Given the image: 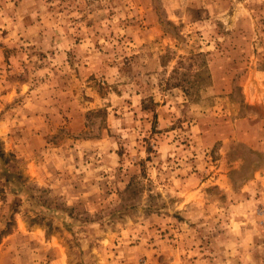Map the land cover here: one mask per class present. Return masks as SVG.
Segmentation results:
<instances>
[{
  "label": "rangeland",
  "instance_id": "374dc122",
  "mask_svg": "<svg viewBox=\"0 0 264 264\" xmlns=\"http://www.w3.org/2000/svg\"><path fill=\"white\" fill-rule=\"evenodd\" d=\"M254 69L264 0H0V264H264Z\"/></svg>",
  "mask_w": 264,
  "mask_h": 264
},
{
  "label": "crops",
  "instance_id": "0c3cea01",
  "mask_svg": "<svg viewBox=\"0 0 264 264\" xmlns=\"http://www.w3.org/2000/svg\"><path fill=\"white\" fill-rule=\"evenodd\" d=\"M249 76L246 77V86H247V99L248 101H252L254 99H264V91L263 93H261L260 95L256 94L254 92V89L256 87V84L253 85L250 82H259L257 79L254 80V78H259L260 76H262L263 74H259L258 71L256 72V69L251 70V72L248 74ZM261 82H264L261 80ZM264 84V83H263ZM261 129H262V134L261 136L264 137V124L260 125ZM258 149H260L261 151L264 152V139L263 141H259L258 143ZM250 180L247 182L248 185H251L254 181L255 183H263L264 184V162L263 164H260L257 166L254 165V170L253 173L250 175Z\"/></svg>",
  "mask_w": 264,
  "mask_h": 264
}]
</instances>
